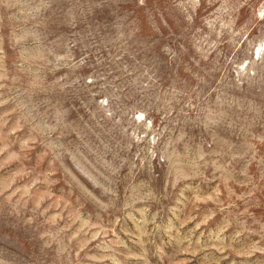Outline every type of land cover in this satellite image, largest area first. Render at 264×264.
I'll return each instance as SVG.
<instances>
[{"label":"rangeland","instance_id":"1","mask_svg":"<svg viewBox=\"0 0 264 264\" xmlns=\"http://www.w3.org/2000/svg\"><path fill=\"white\" fill-rule=\"evenodd\" d=\"M0 264H264V0H0Z\"/></svg>","mask_w":264,"mask_h":264}]
</instances>
